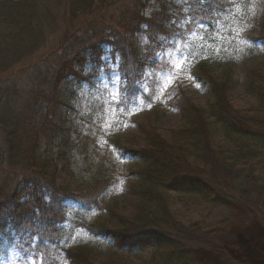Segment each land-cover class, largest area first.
<instances>
[{
  "label": "trees",
  "instance_id": "1",
  "mask_svg": "<svg viewBox=\"0 0 264 264\" xmlns=\"http://www.w3.org/2000/svg\"><path fill=\"white\" fill-rule=\"evenodd\" d=\"M152 1L155 2L154 13L147 19L144 7ZM186 2L189 20L194 21L189 24L197 26L202 22L205 25L199 40L205 45L219 42L218 33L228 24L225 22L227 0ZM171 3V0H0V238L12 233V244L16 241L15 244H21L17 249L30 248V252L33 245L30 242L36 238L34 246L41 264H60L53 242L61 238L63 230L57 218L64 217L63 203L69 194H63L46 175L55 173L61 162L64 169L70 167L68 147L71 143L65 124L75 112L81 89L86 84L90 92L95 90L100 69L107 67L103 60L107 44L121 59L120 76L128 84L123 93L135 94V88L129 84L132 80L128 68L136 69L146 60L144 56H134L119 29L133 33L146 25L149 38L146 50L153 49L174 34V15L180 7L177 10ZM209 3L213 6L211 10ZM83 18H87L85 24L79 25ZM112 18L118 21V27H113L116 33L104 35L100 28ZM58 20L62 30L55 44L44 52L45 35L54 34ZM258 39L264 42L263 30ZM206 48L190 45L188 59L198 58ZM194 78L212 89L214 101L209 111L195 107L184 110L187 127L173 134V144H167L152 133L148 134L140 158L135 156L138 153L127 151L134 156L136 165L134 196L138 202L133 213L113 221V211L106 210L113 221L112 228L94 225L83 218L86 231L116 253L142 260L141 253L150 250L148 264H199L197 248L210 249L216 254L227 248L220 232L219 237L218 232L213 236L204 234L207 238L204 243L212 239L215 243L201 246L194 241L190 247L184 228L163 201L169 191L198 194L212 205L232 211L235 217L243 214L236 215L238 210L246 211L244 218L248 222L264 220V77L259 73L248 77L247 91L258 101L259 112L255 117L241 115L233 109L225 83L214 85L200 72L195 73ZM58 106L61 107L59 118L55 112ZM208 116L222 129L224 136L234 142L232 149L212 148ZM41 141L43 149L40 151ZM190 153L205 171L189 170ZM214 168L224 176V188L217 187L206 173ZM13 181L18 186L9 190ZM42 189L53 195V201L59 200V204L55 216L39 227L34 225L35 217L22 215V208L29 204L20 203L19 198L25 193L30 195V190L31 194H39ZM85 204L84 216L87 217L91 209L98 207V199L90 196ZM27 228L33 233H28ZM192 229L188 227L187 231ZM209 236L212 239H208ZM62 251L68 264H90L85 255L90 250L79 243L75 248L62 247Z\"/></svg>",
  "mask_w": 264,
  "mask_h": 264
},
{
  "label": "rangeland",
  "instance_id": "2",
  "mask_svg": "<svg viewBox=\"0 0 264 264\" xmlns=\"http://www.w3.org/2000/svg\"><path fill=\"white\" fill-rule=\"evenodd\" d=\"M171 1V6L176 9L180 7L174 15V34L166 37L153 49L146 50L149 46L146 25L133 33L119 29L122 40L134 51V56L136 54L139 58L141 55L146 60L139 63L136 69L131 66L128 68V76L132 80L129 84L135 88V94L124 93L119 97L120 111L113 110L114 104L110 106L114 88H105L103 85L111 84L114 74L120 75L121 59L113 53L112 47L105 44V71L99 72L93 92L89 91L86 84L82 87L75 112L66 120L71 143L68 147L70 167L64 169V162H61L55 173L48 172L49 176L46 175L63 194H69V198L63 203L65 215L57 218L63 232L58 242H53L58 253L56 259L60 264H68L62 247L75 248L78 243L90 250L85 254L90 264H148L151 259L150 250L141 253L142 260L116 253L86 231L84 221L88 219L94 225L96 223L112 228L115 219L126 218L133 213L138 202L134 196L137 180L133 171L136 165L134 156L127 151L138 153L135 156L140 158V152L146 147L148 134L152 133L167 144H173V134L187 127L183 119L184 110L195 107L209 111L214 101L212 89L207 83L201 85L196 82L195 73L200 72L214 85L225 83L227 98L239 114L252 117L258 115V101L255 95L247 91V82L252 73H259L264 77V42L258 39L262 30L264 33V0H227L225 22L228 24L218 33L219 42L206 45L199 40L202 27L188 23L186 0ZM154 5V1L145 5V18L150 19L153 15ZM87 18L80 19L79 25L85 24ZM60 24L59 20L55 23L57 29L54 34L45 35L47 40L44 52L55 44L57 34L62 30ZM102 27L100 29L104 30V35L116 33L113 27H118V21L112 18ZM193 44L207 48L198 58L188 59L189 48ZM165 52L170 55H163ZM181 53L187 57L183 62L179 60ZM177 64H180L179 69L176 68ZM121 84H124L122 77ZM137 84H142L143 88L137 87ZM60 108L58 106L55 109L58 118ZM207 124L213 149L226 150L234 147V142L224 136L212 117H207ZM40 147L41 151L42 141ZM187 161L190 171L206 169L192 153ZM35 167L32 166L33 169ZM206 173L217 183V187L220 185L224 188L221 171L214 168ZM204 179L209 182L208 178ZM12 183L9 190L18 186L15 181ZM30 192L33 193L31 190ZM31 193L28 196L25 193L19 198L20 203L29 204L22 208V215L35 217L37 222L34 225L42 227L55 216L59 200L53 201V195L45 189L40 190L39 194ZM90 196L97 197L98 207L91 209L86 217L84 205ZM163 201L184 228L183 234L190 247H193L194 241L202 246L207 239L204 234L213 236L218 232L219 237V232L223 233V243L226 242L224 244L227 248L218 252L226 258H221L218 255L220 253L216 254L210 249L195 248L199 264H264V220L248 222L244 218L246 211L243 210L236 213H243L242 216L235 217L232 211L216 207L198 194L169 191L163 196ZM106 210L113 211V221ZM188 227H192V231H187ZM27 230L28 233H33L29 228ZM8 235L0 238V264H30L27 259L31 253L30 248L17 249L21 244H15L16 241L12 244L13 234ZM209 242L204 244L215 243L214 239ZM30 243H33V249L37 239H32ZM36 264H41L38 253Z\"/></svg>",
  "mask_w": 264,
  "mask_h": 264
},
{
  "label": "snow or ice",
  "instance_id": "3",
  "mask_svg": "<svg viewBox=\"0 0 264 264\" xmlns=\"http://www.w3.org/2000/svg\"><path fill=\"white\" fill-rule=\"evenodd\" d=\"M188 2H191V0H188ZM200 3H204L205 0H199ZM208 8L211 10L213 9V6L211 3L208 4ZM194 21L192 20H189L188 23H192ZM200 27H205V25L201 22ZM159 55V54H158ZM163 55L165 56H168L170 55L169 53L165 52L163 53ZM187 57L183 55V53H181V55L179 56V60L181 62H183L184 60H186ZM176 68H180V64H177L176 65ZM101 72H104L105 69L102 67L100 69ZM102 83H103V77H102ZM105 88H108V87H113L115 92H114V95L112 96V99L110 101V106L112 104L115 105V108L113 109L114 111H120L121 109V104L119 103V97L124 94L123 93V89H126L127 87V83L125 81L124 84H121V76L117 73V74H114L112 77H111V84H104L103 85ZM137 87H140V88H143V85L142 84H137L136 85ZM145 95H147V92L145 91ZM125 111L127 109H124ZM27 259L30 261V264H36V260H37V247H33L31 253L29 254V256L27 257Z\"/></svg>",
  "mask_w": 264,
  "mask_h": 264
}]
</instances>
